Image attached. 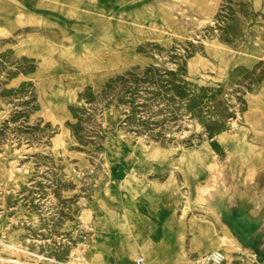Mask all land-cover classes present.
I'll return each instance as SVG.
<instances>
[{
    "label": "rangeland",
    "instance_id": "1",
    "mask_svg": "<svg viewBox=\"0 0 264 264\" xmlns=\"http://www.w3.org/2000/svg\"><path fill=\"white\" fill-rule=\"evenodd\" d=\"M214 251L264 264V0H0V264Z\"/></svg>",
    "mask_w": 264,
    "mask_h": 264
},
{
    "label": "bare ground",
    "instance_id": "2",
    "mask_svg": "<svg viewBox=\"0 0 264 264\" xmlns=\"http://www.w3.org/2000/svg\"><path fill=\"white\" fill-rule=\"evenodd\" d=\"M226 211H228V213L230 212V210H228V209H226ZM225 216L226 215H224V217ZM234 221H235L233 224L234 228H237V226H239V227H243L244 229H247V230L249 229V227L254 226L256 223V221L254 220L253 217L245 214L244 208H242L241 212L237 216L234 217ZM201 261L203 262V258H201Z\"/></svg>",
    "mask_w": 264,
    "mask_h": 264
},
{
    "label": "built area",
    "instance_id": "3",
    "mask_svg": "<svg viewBox=\"0 0 264 264\" xmlns=\"http://www.w3.org/2000/svg\"><path fill=\"white\" fill-rule=\"evenodd\" d=\"M224 260V256L220 251H214L206 254L203 257V262L207 264H220ZM145 260L143 257L137 260V264H144Z\"/></svg>",
    "mask_w": 264,
    "mask_h": 264
}]
</instances>
